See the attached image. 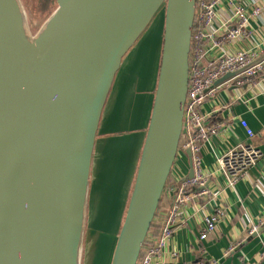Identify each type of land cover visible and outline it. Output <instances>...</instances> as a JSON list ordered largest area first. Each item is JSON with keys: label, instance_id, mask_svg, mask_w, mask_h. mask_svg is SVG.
Instances as JSON below:
<instances>
[{"label": "water", "instance_id": "95a60500", "mask_svg": "<svg viewBox=\"0 0 264 264\" xmlns=\"http://www.w3.org/2000/svg\"><path fill=\"white\" fill-rule=\"evenodd\" d=\"M56 1L32 36L21 1L0 0V264H80L105 105L124 57L166 7L152 113L111 261L138 264L184 130L197 0Z\"/></svg>", "mask_w": 264, "mask_h": 264}, {"label": "crops", "instance_id": "0c3cea01", "mask_svg": "<svg viewBox=\"0 0 264 264\" xmlns=\"http://www.w3.org/2000/svg\"><path fill=\"white\" fill-rule=\"evenodd\" d=\"M233 2L243 5L248 11L253 7L261 8L260 15L250 19V37L233 46V49L238 46L254 48L260 56L264 53V0ZM231 10L229 4L225 6L224 16L230 14ZM163 29L164 20L158 36L143 34L124 57L105 105L98 136L103 132L115 141L108 145L107 150L105 147L98 158L91 200V203L94 200L95 220L98 217L119 216L123 199H126L127 209L139 164V155L138 159L132 156L138 148L141 154L147 133L160 69ZM214 106L217 109L215 121L226 120L227 124L203 146V171L208 176V188L212 195L197 199L187 208L186 223L176 230L170 245L178 253L170 258V264H194L200 259L210 258L217 260L218 264H264V74H258L253 84L244 88L222 90ZM242 120H246L254 131L253 137L242 126ZM140 132H144L142 137ZM239 143H251L263 155L247 178L230 185L228 178L218 168L217 158L227 148ZM122 162L129 168L125 170L127 190L116 204L119 200L116 197L117 181L121 174L122 184L125 173L120 169ZM173 169L183 176L191 173L187 152H178ZM164 203L163 199L162 205ZM217 209L221 213L216 230L207 239L200 240L205 227L203 217ZM258 223V230L250 234L249 228ZM231 246L234 249L230 250Z\"/></svg>", "mask_w": 264, "mask_h": 264}, {"label": "built area", "instance_id": "2783aa9c", "mask_svg": "<svg viewBox=\"0 0 264 264\" xmlns=\"http://www.w3.org/2000/svg\"><path fill=\"white\" fill-rule=\"evenodd\" d=\"M230 5V14H225V6ZM261 13L260 7L248 11L233 0H197L196 14L192 30L189 55V82L184 108V130L179 151H190L193 175L183 176L173 168L168 185L165 187L160 207L158 208L147 234L142 256L138 264H170V258L177 256V251L170 248L176 230L186 223L187 208L197 199L210 197L208 176L204 173L203 146L217 136L227 124L226 120L215 121L214 106L222 90L244 88L254 82L258 74H264V60L244 69L217 84V81L229 73L237 72L251 64L258 52L246 46H233L244 42L250 35V19ZM214 105H210L213 104ZM210 105V107H208ZM241 124L250 137L254 131L246 120ZM262 151L251 143H239L227 148L217 158V165L229 181L235 185L247 178L250 170L261 159ZM164 199L165 205H162ZM219 213H207L203 217L205 224L199 239H207L216 230ZM260 223H262L260 221ZM253 224L250 234L260 225ZM234 246L230 247V250ZM264 261V250L262 252ZM194 264H218L214 259H200ZM255 264V263H248Z\"/></svg>", "mask_w": 264, "mask_h": 264}, {"label": "rangeland", "instance_id": "374dc122", "mask_svg": "<svg viewBox=\"0 0 264 264\" xmlns=\"http://www.w3.org/2000/svg\"><path fill=\"white\" fill-rule=\"evenodd\" d=\"M20 1L26 15L29 33L32 36H35L40 31V29L45 25L47 19L50 17L53 11L56 9L57 1L56 0H20ZM165 12H166V7H163L161 10H159L143 34L148 33L149 35L158 36L160 34V28L162 26V21L164 20ZM151 39L154 40V38ZM152 108L149 112L147 127L149 126ZM147 127L146 129H148ZM140 133L142 137L144 135V132H140ZM107 135L108 134L102 132L97 137V142L95 147V158L93 160V170L91 176V186L88 197V206H87L88 210L86 213L84 235H83L82 246L80 251V264H111L117 239L120 234V230L124 222V218L127 210L125 209L126 199H123L121 201L122 210L119 216L103 217V218L98 217L95 220V216H94L95 205H94V200L92 203L91 200L93 198V191H92L93 178L95 175V171L97 170L99 165L98 158L100 153L104 151V148L106 147L107 150L108 145H111L115 141V139H113L112 136H107ZM125 147L126 145L124 144V148ZM139 151L140 150L138 148L136 153L133 154L132 157L134 159H138V155H139V160H140L141 154ZM125 156H127V154H125ZM124 163L125 162H122L119 165H120V169L125 171L128 170L129 168ZM126 180H127V175L125 171L124 175L122 176V184H121V174L117 181L116 187L118 190V194L116 195V197L119 198V200L116 202V204L121 200L125 191L127 190Z\"/></svg>", "mask_w": 264, "mask_h": 264}, {"label": "trees", "instance_id": "16d2710c", "mask_svg": "<svg viewBox=\"0 0 264 264\" xmlns=\"http://www.w3.org/2000/svg\"><path fill=\"white\" fill-rule=\"evenodd\" d=\"M45 7H46V4H45ZM160 62H161V61H160ZM167 185H168V181H167ZM167 185H166V186H167ZM159 207H160V206H159ZM141 256H142V252H141V254H140V257H141Z\"/></svg>", "mask_w": 264, "mask_h": 264}]
</instances>
